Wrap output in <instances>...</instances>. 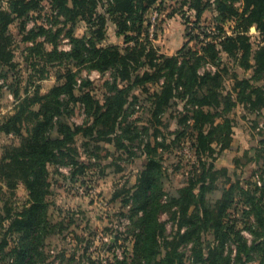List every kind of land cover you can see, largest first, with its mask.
I'll use <instances>...</instances> for the list:
<instances>
[{"label":"trees","instance_id":"trees-1","mask_svg":"<svg viewBox=\"0 0 264 264\" xmlns=\"http://www.w3.org/2000/svg\"><path fill=\"white\" fill-rule=\"evenodd\" d=\"M44 1L49 3L51 12L39 24L38 17L33 19L32 14L39 12L41 18ZM162 1L0 0V82L6 84L13 80L12 85L5 86L19 102L14 115L1 124L0 131L21 138L19 147L5 149L0 178L10 190L22 184L28 197L17 212L12 213L8 204L0 209V264H42L47 261L48 242L60 226L51 221L54 206L50 201L54 194L52 166L58 171L69 169L70 180L79 176L86 179L88 171L99 166L106 157L118 160L120 155H125L127 158L123 161L129 162L137 157L134 150L139 148L146 157V164L137 175L135 185L120 193L124 195L123 204L129 209V217L137 218L132 264H248L254 251L259 254L260 264H264V187L250 192L233 183L219 201L211 203L208 195L216 189V176L226 174L227 170L211 173L212 167L200 164L186 184L178 189L177 196H169L164 183L166 140L149 135L151 129L138 127L139 119L132 120L140 102V98L132 93L137 87L142 86L151 96L157 120L177 98L183 99L187 112L183 122L193 131L196 156H212L215 145L224 148L231 142L233 121L230 114L238 104L243 103L252 111L262 109L264 85L257 84L264 81V41L256 50L245 35L227 37L221 43L223 50L238 60L241 68L252 71L250 79H235V98L224 92L222 73L199 71L207 61L220 60L218 45L214 43L204 46L203 55L184 45L173 57L158 55L146 44L126 49L100 47L109 21L116 25L126 45L144 36L148 12ZM241 1L247 15L242 20L256 25L264 33V0H214L212 5L218 14L217 22L237 18L239 13L234 5ZM4 2L8 4V11L1 7ZM186 2L197 12L195 23L198 24L206 8H201L200 0ZM99 6L105 7L103 14L97 11ZM18 21L21 23L20 35L24 34L23 42L33 44L26 48L29 82L23 92L19 81L21 75L17 76L18 65L11 50L13 35L9 32V26ZM81 22L87 24L89 37L76 36ZM30 24L34 25L28 29ZM208 28L198 26L195 38L201 40L203 37L202 40L207 41L213 33L222 31ZM63 38L70 44L68 52L59 50L58 41ZM143 58L147 59L151 69L142 74L139 68ZM54 66H65L67 71L57 76V84L49 92L42 94L40 82L48 79L50 68ZM72 67L77 71L74 72ZM82 67L113 73V84L109 85L112 94L104 104L89 91L91 81L79 78ZM160 83L153 94L146 87ZM2 88L0 86V90ZM78 106L82 107L85 116L82 124L71 122ZM144 135L153 140L150 142L147 137L145 141ZM183 135L178 132L177 136ZM104 145H112L116 156ZM238 193L250 209L246 214L252 215L257 223L252 229L255 235L252 246L247 245L233 223L226 222ZM167 210L171 212L175 228L170 235H166L159 222V215ZM205 234H212L214 243L206 241ZM231 242L238 248L235 259L225 253V246ZM188 244H192L190 263L182 251Z\"/></svg>","mask_w":264,"mask_h":264},{"label":"rangeland","instance_id":"rangeland-1","mask_svg":"<svg viewBox=\"0 0 264 264\" xmlns=\"http://www.w3.org/2000/svg\"><path fill=\"white\" fill-rule=\"evenodd\" d=\"M191 0H164L156 4L147 14L146 33L144 36L131 40L126 45V40L119 36L116 25L109 21L106 26L105 40L100 47H119L137 48L138 44H146L148 48L153 49L158 55L173 57L187 45L194 53L203 55L204 46L207 43L218 45L220 60L207 61L199 71L202 73H222L223 89L227 94L236 97L234 90L235 79H250L251 70H244L228 52L220 46L227 37L245 35L252 45L253 49H258L263 45L264 33L256 25L249 24L242 20L246 17L244 3L238 2L234 8L239 13L234 18L225 23L217 22L218 14L214 0H200L201 8L206 10L201 16L199 23L196 22L197 12L193 10L188 2ZM1 7L3 11H8V4L4 2ZM41 18L40 13H33V19L38 17L39 24L43 22L42 18L50 14L51 7L47 1L42 4ZM105 7L99 6L98 12L104 13ZM28 25V24H27ZM209 27L208 29H218L209 40L195 38L198 26ZM32 28L31 24L28 29ZM21 23L15 22L9 26V32L13 35L12 49L14 61L18 65L17 76H20L21 92L25 89L28 81L29 72L26 71V60L28 52L27 47H32L31 43H24L23 36L20 35ZM28 29L26 31H28ZM22 33V32H21ZM77 37H89L88 26L81 22L77 26ZM25 37V36H24ZM132 37H136L133 35ZM39 42L42 39L38 40ZM59 43L60 51H70V44L63 38ZM50 48V47H48ZM214 68V70L212 69ZM76 72L77 68L72 67ZM65 66H54L50 68L47 80L40 82L42 86L41 93L46 94L57 84V76L66 73ZM151 69L147 59L143 58L140 63L139 73L148 72ZM80 79L91 81L92 85L89 91L94 98L101 104L112 93L109 85L113 84V73L108 71L100 73L90 70L86 67L80 68ZM163 80V79H162ZM161 80V81H162ZM12 79L6 84L0 82L3 88L0 90V127L9 117L16 112L18 101L11 89L5 85H12ZM256 85V84H253ZM264 85V81L257 84ZM121 86V85H120ZM159 85H147L149 92L153 94L158 91ZM32 91V90H31ZM133 95L139 97L140 102L136 106V113L132 120L139 119L138 127L151 129L149 135H157L166 140V152H164L165 163V191L169 196H177L178 189L186 184L192 176L197 166L206 164L215 170L225 169L226 174H217L216 189L208 195L211 203H215L222 198L223 192L233 183L245 190L254 192L264 187V103L261 111H252L245 104L240 103L230 114L232 123L231 142L224 148L215 145V153L212 156H196L194 150V138L192 130L189 129L184 121L187 112L184 109V100L177 98L168 111L160 119H155L152 105V98L146 94L142 86L132 91ZM132 101V99H129ZM143 109V110H142ZM152 111V112H151ZM84 112L82 107L78 106L76 113L72 116L71 122L82 124L84 121ZM178 132L184 133L178 137ZM25 136V132L23 133ZM144 135V140L149 138ZM141 139V138H140ZM142 140V139H141ZM21 138L15 135H7L0 131V163L4 157L5 149L9 147H19ZM81 140L78 141V145ZM106 149L115 153L112 145H104ZM139 148V147H138ZM82 153V152H81ZM137 157L131 158L129 162H124L127 156H121L120 159L108 157L98 166H93L83 179L82 176L75 180H70L68 172L55 166L51 167V181L53 183V196L50 201L54 204L51 210V221L60 223V226L54 231L48 242L46 249L47 261L42 264H119L126 261L132 264L136 233V217H129V209L123 204L124 195L120 194L124 189H129L135 185L137 175L142 171L146 164V157L142 150H134ZM115 155V154H114ZM116 156V155H115ZM201 164V165H200ZM118 171V172H117ZM132 193V192H131ZM115 195L117 198L115 199ZM28 200L27 192L22 184L15 190L7 188L5 182L0 178V209L10 206L12 213L19 211ZM250 209L245 204L244 198L238 193L232 207L229 209L226 222L233 223L236 231L252 246L255 241L253 228L257 227L255 218L247 215ZM140 215V214H139ZM130 219H129V218ZM159 222L163 225L166 235L175 231L171 219V212L165 211L159 215ZM204 239L214 243L212 234H205ZM192 244L184 245L182 251L186 254V261L190 263V250ZM237 244L228 243L225 246V253L235 259L237 255ZM118 251L121 257L118 258ZM248 264H260V257L257 252L251 253Z\"/></svg>","mask_w":264,"mask_h":264},{"label":"built area","instance_id":"built-area-1","mask_svg":"<svg viewBox=\"0 0 264 264\" xmlns=\"http://www.w3.org/2000/svg\"><path fill=\"white\" fill-rule=\"evenodd\" d=\"M34 24H31V27L33 26ZM212 69L214 70V68L212 67ZM79 84H80V82H79ZM62 170V169H61ZM64 170L66 171V172H68V174H69V172H70V170L69 169H67V168H64ZM118 258H120L121 257V253L118 251ZM54 264H58L57 262H55Z\"/></svg>","mask_w":264,"mask_h":264}]
</instances>
